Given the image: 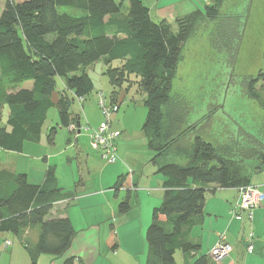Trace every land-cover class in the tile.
Here are the masks:
<instances>
[{
    "label": "trees",
    "instance_id": "16d2710c",
    "mask_svg": "<svg viewBox=\"0 0 264 264\" xmlns=\"http://www.w3.org/2000/svg\"><path fill=\"white\" fill-rule=\"evenodd\" d=\"M220 2L176 18V33L166 20L153 21L141 0H5L0 12V112H7L0 125V152L21 153L26 143H38L51 108L57 110L58 123L47 130L49 143L57 128L80 133V116L70 112L71 102L82 103L90 94L92 83L85 68L96 62L102 61L115 87L127 83V75L139 79L147 109L142 132L152 153L150 162L159 165L162 179L161 204L152 210L153 221L145 234L146 264H175L176 251L182 254V264H213L191 238L205 218L206 193L235 190L238 195V188L252 185V175L264 171V120L253 131L237 126L231 137L212 142L198 132L205 131L209 115L190 123L188 106L171 93L182 47L197 30L196 17L215 20ZM239 18L220 25L218 37L228 65L234 64L239 51L243 26ZM212 39L211 44L219 47ZM116 61L118 66L112 68ZM257 80L264 85V71L247 79L244 95L264 110V90L258 95L252 89ZM112 100L116 103V93ZM170 155L186 164L163 162ZM129 186V179L118 176L113 189ZM74 196L61 192L52 167L46 169L41 185L29 183L24 173L0 171V234L18 238L32 264L39 255L63 256L75 231L68 217L51 218V212L54 204H70ZM129 209L127 196L119 202L118 212ZM257 209L250 221L241 213L240 222L250 225ZM158 216L165 221L158 222ZM27 229L38 230L32 246L22 238ZM112 229L106 244L115 252ZM64 264H76V258L70 256Z\"/></svg>",
    "mask_w": 264,
    "mask_h": 264
},
{
    "label": "rangeland",
    "instance_id": "374dc122",
    "mask_svg": "<svg viewBox=\"0 0 264 264\" xmlns=\"http://www.w3.org/2000/svg\"><path fill=\"white\" fill-rule=\"evenodd\" d=\"M144 1L151 8V19L155 22L161 20L155 15V8L165 0ZM220 1L218 17L215 20L196 17L197 30L182 47L171 89L172 95L182 97V103L188 106L190 123L200 121L209 115L205 131L199 128L198 132L205 133L203 136L205 139L212 142L216 140V143L219 138L224 141L222 138H227L237 126L253 131V126L264 120V110L256 101L244 95L247 79L264 71V0ZM4 2L5 0H0V12ZM166 2L174 4L181 2L177 8L181 12L186 10L184 6L187 3L194 6L191 12L199 8L204 12L206 6L218 3L219 0H166ZM235 16L240 17L239 20L243 23L242 38L234 64L228 65L227 53L218 36L222 32L220 25L231 18L234 19ZM171 22L173 24L171 29L176 33L178 25L174 21ZM227 32L228 30L225 35H228ZM211 37L219 47L211 44ZM118 64L117 61L113 62L112 68ZM85 73L92 83L90 94L82 103L78 100L71 102L70 107L73 115L80 116V133L70 132L67 128H57L52 143H49L46 137L47 130L58 123L57 110L51 108L39 142L26 143L22 154L0 152V168H7L9 165L18 172L20 168L26 167L31 176L38 179L42 178L44 169L49 165L53 168L59 186H66L68 191H72L76 196L74 203L70 202L69 205L54 204L55 209L62 212L60 207L68 205L62 214L71 219L75 231L69 250L59 258L39 255L35 264H64L66 258L70 256L76 258V264H146L145 234L153 221L152 210L161 204L162 179L157 173L159 165L150 162L152 153L142 132L147 116V109L143 103L145 95L137 85L139 79L134 75L125 77L129 83L123 82L120 87H115L105 74L106 67L102 61L85 68ZM61 87V80H57V89ZM252 89L255 94L262 95L264 85L257 80L253 83ZM112 93L117 95L118 111L111 113L108 121L112 131L121 132L124 142L119 144V139L115 141L117 161L108 164L101 160L99 150L91 148L90 135L101 122L105 121L98 104L100 98H103L106 106L117 105L114 100L110 101ZM171 108V111L177 114L175 109ZM5 118V113L2 112L0 125L4 124ZM161 125L164 126L163 123ZM187 138L191 140L192 137ZM43 157L46 158L45 162L42 160ZM161 162L162 160L158 161ZM163 162L186 164L185 159L172 155ZM248 165L252 163L245 164L243 168ZM118 176L129 179L130 186L115 191L113 186ZM100 191L105 192L101 198L92 196ZM207 195L211 193L207 192ZM127 196L130 209L119 214L118 204ZM157 220L164 222L165 218L158 216ZM111 226L118 245L115 252L106 244ZM37 233V229H27L22 238L29 241L32 246ZM4 239L10 241L11 245L4 246ZM174 259L175 264H182L180 251H176ZM226 262L224 259L218 263L213 261V264ZM0 264H32L20 240L12 234L0 236ZM230 264L243 263L233 261Z\"/></svg>",
    "mask_w": 264,
    "mask_h": 264
},
{
    "label": "crops",
    "instance_id": "0c3cea01",
    "mask_svg": "<svg viewBox=\"0 0 264 264\" xmlns=\"http://www.w3.org/2000/svg\"><path fill=\"white\" fill-rule=\"evenodd\" d=\"M141 1L148 8L149 15L151 16V10H150L151 8L146 5L144 0ZM179 4H181V2H177L176 4H174V3L166 2L165 0L163 4H160L157 8H155V15L159 17V19L166 20L168 23L173 25L171 21H174L176 18L184 16L190 13L191 11H193L192 9L194 6L190 3H187L184 6L186 7V10H183V12H181V10L178 11L177 8L179 7ZM56 99L57 98L54 97L53 100L56 101ZM2 112H4L6 116L7 112L5 110L3 111L1 110L0 115ZM119 133L120 135L117 138V140L119 139L118 143L121 144L124 141L121 138V132ZM25 146L26 145H24L21 154L24 152ZM6 153H12V152H6ZM9 155L12 154H8V156ZM38 158L39 157H37V159ZM42 160L45 162L46 158L43 157ZM48 167L51 166L49 165L46 166L42 178H38L41 181L38 180L37 178L34 179L31 176V173L27 171L26 167L20 168L19 171L17 172L16 168H10V166L8 165L7 168H0V171L4 170L12 174L24 173L27 176V180L29 183L34 185H41L44 181L46 169ZM56 183L62 193L72 192V191H68V188H66V186H59L58 180H56ZM251 184L257 186L264 195V171L255 174L251 180ZM104 193L100 191L92 196L101 198V196ZM210 193L211 195H207L205 199V204H204L205 218L201 226L194 228L191 232L192 240L199 243L200 245L201 249L199 253L208 255V252L216 242L217 235L220 233H225L227 243L232 248V251L229 254V256L224 258L225 260H227L226 264H230V262L233 261L236 262L239 261L243 264H264V202L261 205V207L254 212L252 223L248 225L245 221H241V222L236 221L231 219L229 216V210L232 204L236 201V197H237L235 190H216L215 192H210ZM75 199L76 196L73 197V201H72L73 203ZM58 204H63V202H60ZM68 205L65 207H60L62 208L63 212L58 209L56 210L55 209L56 206H54L52 210L54 214L51 212V218L66 217L67 215H64L62 213L66 211ZM69 220L72 226H74L70 218ZM88 224L92 226V224L90 223ZM249 231H252L254 233L253 249L250 253L246 251V243L244 240V238L246 237ZM2 235L4 234H0V236ZM36 238H37V234H36ZM5 240L7 239H4V241Z\"/></svg>",
    "mask_w": 264,
    "mask_h": 264
},
{
    "label": "built area",
    "instance_id": "2783aa9c",
    "mask_svg": "<svg viewBox=\"0 0 264 264\" xmlns=\"http://www.w3.org/2000/svg\"><path fill=\"white\" fill-rule=\"evenodd\" d=\"M99 106L104 115L105 121L101 122L98 128L91 132L90 146L93 150H99L101 153V160L108 164H114L117 161L115 141L119 137V131H112L109 125L108 116L118 111V105L106 106L103 98L99 100ZM73 127H70L72 129ZM237 199L233 204L230 215L233 220L240 221L242 219L241 213L247 214V219L250 221L252 218V212L260 207L264 201V195L257 186L248 185L237 189ZM254 234L249 231L244 238L246 243V251L250 253L253 249ZM10 243L5 242V246ZM232 248L227 243L225 233L217 235V239L213 247L210 249L208 255L214 262L226 258L231 253Z\"/></svg>",
    "mask_w": 264,
    "mask_h": 264
}]
</instances>
